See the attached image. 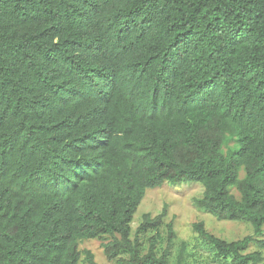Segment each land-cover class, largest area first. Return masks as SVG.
<instances>
[{
	"label": "trees",
	"instance_id": "1",
	"mask_svg": "<svg viewBox=\"0 0 264 264\" xmlns=\"http://www.w3.org/2000/svg\"><path fill=\"white\" fill-rule=\"evenodd\" d=\"M166 183L253 234L196 223L174 256L167 206L133 234ZM85 240L113 264H264V0H0V264H98Z\"/></svg>",
	"mask_w": 264,
	"mask_h": 264
},
{
	"label": "rangeland",
	"instance_id": "2",
	"mask_svg": "<svg viewBox=\"0 0 264 264\" xmlns=\"http://www.w3.org/2000/svg\"><path fill=\"white\" fill-rule=\"evenodd\" d=\"M244 175L245 171L242 170L241 178ZM203 192V186L196 183L181 185L166 183L160 188L148 190L131 223L132 233L136 232L145 214H151L155 217L167 206L168 216L166 222L172 221L176 231V239L172 249L174 256L178 252L181 243L193 244L201 241L198 234L193 230V225L196 223H203L208 232L227 242L238 241L253 234V228L249 223L218 220L213 214L195 208L193 199L201 198ZM161 234L165 236L164 229L161 230ZM80 248L81 250L91 251L98 264H113L105 257L102 242L99 240H85L80 244ZM256 250H259V248L252 244L248 252ZM201 251L206 255L209 254V251L205 248ZM261 251L264 263V250ZM80 264L84 263L81 262Z\"/></svg>",
	"mask_w": 264,
	"mask_h": 264
}]
</instances>
